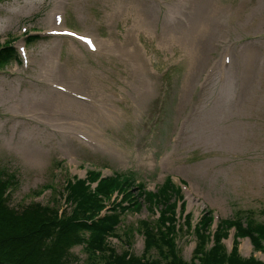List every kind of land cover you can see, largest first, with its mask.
<instances>
[{
	"label": "rangeland",
	"instance_id": "obj_1",
	"mask_svg": "<svg viewBox=\"0 0 264 264\" xmlns=\"http://www.w3.org/2000/svg\"><path fill=\"white\" fill-rule=\"evenodd\" d=\"M130 1L0 0V44L12 42L20 61L12 59L0 72V174L12 184L7 191L9 207L21 212L32 204H50L63 217L73 208L67 201V184L90 170H102L103 177L133 176L136 186L149 191L167 177L177 185L183 182L191 191L187 196L180 187L187 213H194L196 224L204 212L212 211L213 233L223 220L246 224L248 229L264 224V0H201L198 8L206 17L207 30L197 35L194 29L168 30L175 28L168 20V8L178 0H166L164 5L140 1L139 11L118 6ZM57 9L63 17L66 14L70 28L101 37L102 56L89 55L80 44L79 53L66 35L49 33L55 28L50 27L51 11L54 21ZM147 17L153 34L143 31L141 21ZM162 28L178 40L170 50L158 46ZM35 30L44 35L27 41ZM133 37L151 58L152 73H144L135 57L127 54ZM22 44L28 60L21 58ZM193 44L198 64L190 79L182 46ZM55 56L61 58L65 85L110 106L104 105L102 111L82 101H57L52 94H59L51 90L67 94L50 83ZM210 59L211 75L200 77ZM192 108L196 113L189 124L178 125ZM57 119L68 121L50 122ZM168 153L171 164L164 163ZM161 208L144 202L140 210L126 212L116 227L120 238L109 236L108 248L144 257L141 221L155 220ZM181 218L177 244L189 261L196 237L184 231ZM228 234L223 242L232 257L264 263V248L239 236L235 225ZM213 235L208 250L214 247ZM89 237L85 232L86 241L72 245L66 256L70 264L104 263L103 253L96 252V257L85 249ZM158 258L152 251L145 260Z\"/></svg>",
	"mask_w": 264,
	"mask_h": 264
},
{
	"label": "trees",
	"instance_id": "obj_2",
	"mask_svg": "<svg viewBox=\"0 0 264 264\" xmlns=\"http://www.w3.org/2000/svg\"><path fill=\"white\" fill-rule=\"evenodd\" d=\"M12 59L19 62L12 43L0 44V68ZM101 177L100 172L89 171L86 179L69 182L67 201L73 208L70 214L61 217L59 210L49 205L32 204L21 212L9 207L7 191L12 184L0 174V264H70L66 256L73 244L86 241L83 238L85 232L90 235L85 242L87 251L95 256L96 252L103 253V264H264L255 258L242 259L236 254L232 257L223 242L228 238L229 228L235 225L239 236L250 238L257 249L264 248V224H252L254 227L248 229L246 224L223 220L220 229L213 233L210 214L194 226L192 214H186V204H181V188L170 177L154 191L147 190L144 185L136 186L133 176L114 173ZM92 183H97L94 190ZM115 194L118 196L113 200ZM121 195L123 197L118 201ZM144 202H148L150 207L162 206L160 216L155 220L149 217L148 221H141L145 236L144 257L130 251L117 253L109 249L107 238H120L116 227L123 215L131 210H140ZM179 208L181 214L178 216ZM182 215L184 231H191L196 237V247L189 261L183 258L177 244L181 228H178V219L182 222ZM212 235L214 247L208 250ZM129 241L132 242L131 237ZM152 251H156L159 258L145 260ZM91 258L94 257L91 255Z\"/></svg>",
	"mask_w": 264,
	"mask_h": 264
},
{
	"label": "bare ground",
	"instance_id": "obj_3",
	"mask_svg": "<svg viewBox=\"0 0 264 264\" xmlns=\"http://www.w3.org/2000/svg\"><path fill=\"white\" fill-rule=\"evenodd\" d=\"M140 1H142V0H131L130 2H128V3H123V2H119L118 3V6H125V7H131V8H133V9H135L136 11H139L138 9H141L140 7H141V5L142 4H140ZM180 0H178L177 2H176V4L179 2ZM200 1L201 0H194V2H193V5H195V7H196V12H193L192 14H191V16L189 17V22H188V26L187 25H183V24H181V23H179V25L178 26H176L175 28H169L168 30H170V31H175L176 29H178V30H182V31H191L192 29H194V30H197L196 31V35L198 34V33H203L204 31H206L207 30V22L206 21H204L205 19H206V17H203L202 15H201V10L198 8L199 6H200ZM60 3V1L58 2V4ZM142 3L143 4H145L146 2H144V1H142ZM64 4H65V1H64ZM175 5V4H174ZM173 5V6H174ZM172 6V7H173ZM56 7H60V8H62L60 5H57ZM56 7H55V9H56ZM170 8V10H169V12H168V20H169V17H170V15L172 14V10H173V8ZM54 9V10H55ZM63 9V8H62ZM54 10H52L51 11V21H50V27H51V25L53 24V11ZM211 11H212V9H211ZM57 15H60V13H57V14H55V16H54V20H55V23H56V16ZM213 15H215V11L213 12ZM65 17V16H64ZM211 18V17H210ZM64 20H65V18H64ZM64 20H63V25H62V27L63 28H61V29H57L58 31H60L61 33H64V30H66L65 29V26H64ZM208 21H210L211 23H212V19H209ZM142 23H141V25H142V28H143V31L146 33V34H153L154 33V28L150 25V23H149V18L147 17V18H145V19H143L142 21H141ZM211 30H212V26H211ZM192 34H193V32H192ZM137 37H139V34H137L136 35ZM185 37H188V36H185ZM202 37H204V35H202ZM134 38V37H133ZM70 41V45L72 46V48L74 49V50H76L77 52H79V53H81L79 50H81L80 48H79V44H78V42H76V41H74V40H72V39H70L69 40ZM132 41V40H131ZM181 41H183V39H181L180 41H179V43L181 42ZM98 43H100L101 44V46H104L105 44H103V42L100 40V38L98 39ZM170 43V45H168ZM176 43H178V40H177V38L175 39V36L173 35V34H169L168 32H166V30H165V28H162V32H161V36H160V39H159V41H158V46L161 48V49H164V50H170ZM21 46H23V44L22 45H20V47ZM71 46H69V50H71L70 49V47ZM194 46V47H193ZM193 46H191V45H183L182 47H183V49L185 50V52H186V57H185V59H184V61H183V64L186 66V61L188 60L189 61V66H188V70H187V75H189L190 76V79H191V77L193 76V74H191V70H193V69H196V66H197V64H198V58H195V55H196V53H197V51H198V49L197 48H195V47H197L196 46V44H193ZM82 51V50H81ZM126 52H127V54L129 55V56H134L135 57V65L136 66H139V64H140V62H142L143 63V70H144V73L145 72H148V73H152V71H153V68H152V60H151V58L147 55V52H146V50L145 49H143V47L139 44V42H138V40L136 41V39L134 38V43L132 42V44H129V47L126 49ZM167 52V51H166ZM244 56H245V54H244ZM54 59H56V58H53L52 60H54ZM180 61H182V60H180ZM210 63H212V59L211 60H209V62H208V65L210 64ZM49 68H50V65H49ZM61 72H60V68H59V71H58V73L56 74L58 77H59V74H60ZM190 79L187 81V84L189 83V81H190ZM60 84H62L61 82H60ZM63 85H65V84H63ZM188 87V86H187ZM51 92H53V93H57V94H59V95H54V94H52L53 95V97H57L56 99H57V101H58V98H61L63 101H64V103H70V104H74V103H78V104H80V103H82V102H80V101H78V100H75L74 98H72V97H70V96H67V95H64V94H62V93H60V92H57V91H55V90H51ZM52 102H53V100H54V98H52V99H50ZM57 101H54L55 103H56V105H57ZM53 102V103H54ZM80 102V103H79ZM54 103V104H55ZM17 109H19V110H22L19 106H17ZM39 112H42L43 110H38ZM45 112V111H44ZM28 114H32L33 112H27ZM40 117V116H39ZM42 118V117H41ZM59 121H68L67 119H57V120H50V122H59ZM189 127V126H188ZM171 155H170V153H168L167 155H166V157H165V159H164V163L165 164H167L166 163V161L168 160V164H171ZM73 161H75V159L73 158ZM84 172H82V174H83ZM248 251L250 250V247H248V249H247Z\"/></svg>",
	"mask_w": 264,
	"mask_h": 264
},
{
	"label": "snow or ice",
	"instance_id": "obj_4",
	"mask_svg": "<svg viewBox=\"0 0 264 264\" xmlns=\"http://www.w3.org/2000/svg\"><path fill=\"white\" fill-rule=\"evenodd\" d=\"M91 45V41L88 42Z\"/></svg>",
	"mask_w": 264,
	"mask_h": 264
}]
</instances>
